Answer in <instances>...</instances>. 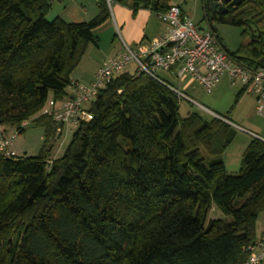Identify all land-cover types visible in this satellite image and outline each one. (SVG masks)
<instances>
[{"label":"trees","instance_id":"1","mask_svg":"<svg viewBox=\"0 0 264 264\" xmlns=\"http://www.w3.org/2000/svg\"><path fill=\"white\" fill-rule=\"evenodd\" d=\"M112 1L134 13L171 6ZM52 4L0 0V125L21 134L34 122L45 140L36 156L0 150V264H246L264 211V140L253 137L230 174L224 153L237 129L223 118L231 119L182 117L183 98L158 75L117 74L62 156L50 158L58 124L43 109L68 98L71 74L98 44L94 29L111 16L108 1L97 0L89 21L48 20ZM205 12L216 34L214 21L245 26L236 52L217 36L237 63L264 68V0H241L223 14L208 1ZM213 204L231 220L207 223Z\"/></svg>","mask_w":264,"mask_h":264},{"label":"built area","instance_id":"2","mask_svg":"<svg viewBox=\"0 0 264 264\" xmlns=\"http://www.w3.org/2000/svg\"><path fill=\"white\" fill-rule=\"evenodd\" d=\"M65 0H50L63 2ZM111 3V0H107ZM159 18L166 24L165 33L148 43H141L136 49L127 47V52L106 59L97 69L90 84L72 82L74 94L65 99L61 105L50 100L43 113L53 115L58 124V132L63 127L92 118L88 105L117 74L125 71L129 64L136 63L140 71L157 77L158 70L170 71L182 82L190 76L206 92H212L221 78L228 74L233 80L241 81L247 93H256L258 109H264V68L256 71L237 63L226 51L221 40L213 29L200 27L193 19L185 15L177 5H171L167 11L159 13ZM171 88L179 98L191 100V97L179 87ZM221 117L218 114H215ZM223 118V117H221ZM224 120L231 123L229 120ZM29 124L24 121L25 127ZM235 126L233 123H231ZM0 125V150L6 155H18L9 149L18 132L6 136ZM253 137L264 140V137L252 133ZM250 251L246 264H264V236L248 246Z\"/></svg>","mask_w":264,"mask_h":264},{"label":"rangeland","instance_id":"3","mask_svg":"<svg viewBox=\"0 0 264 264\" xmlns=\"http://www.w3.org/2000/svg\"><path fill=\"white\" fill-rule=\"evenodd\" d=\"M82 1H86L83 3L88 5V0ZM208 1L209 0H169L171 5L179 6L185 15L191 17L196 24L203 28L209 27V22L205 18V5ZM115 3L118 2H111L112 5ZM65 4L66 1L54 2L47 14V19L52 20L56 16H66L68 10H65ZM70 5H67V9ZM213 27L216 29L217 34L224 45H226L228 50L232 52L240 50L245 42H247V38L244 36L245 26H235L214 21ZM118 37H121L119 33ZM101 42L103 48L109 52L108 54H115V51L112 50V48L110 49L111 39L108 40L106 36L103 35ZM127 47L129 46L124 44V53L127 52ZM131 48L136 49L137 47L133 46ZM91 51L92 50L86 55L84 65L90 63V58L92 56ZM126 70L134 73L135 70L139 69L136 63H131ZM156 74L180 89H182L181 83H183V81L191 79L189 76L181 82L175 74L165 70H158ZM84 83L90 84L88 82ZM192 83L195 91L187 92L192 101L185 98L180 99L179 101L181 116L186 117L192 112H197L205 118H211L219 113L227 115L234 121L233 124L237 129V133L232 143L225 150L224 162L226 170L230 174H238L242 164L244 150L253 138L252 133L264 137V109L262 112L258 109L257 94L245 92L240 97L239 101L235 103L236 94L242 87H244V85L241 81L233 80L228 74H225L221 78L217 86L210 93L202 89L193 79ZM76 128V124H71L65 126L62 133L57 130L56 136L51 139L50 142V145H52L50 158H58L62 156ZM3 130L4 129L2 128V132ZM11 130L13 129H10V131ZM5 134L8 137L11 133ZM11 140L12 142L9 145V149L14 150L19 155L36 156L42 151L44 146V127L31 122L23 133H18ZM210 219L231 220V217L226 215L216 204H213L208 213L207 223ZM263 236L264 211L259 214L256 221V237L259 239Z\"/></svg>","mask_w":264,"mask_h":264},{"label":"crops","instance_id":"4","mask_svg":"<svg viewBox=\"0 0 264 264\" xmlns=\"http://www.w3.org/2000/svg\"><path fill=\"white\" fill-rule=\"evenodd\" d=\"M65 1V10L68 11L66 16L60 17L66 22L89 21L100 11L97 0H88V5L83 3L86 1L82 0ZM68 4L71 5L67 9ZM110 10L111 16L103 24L94 29V33L98 36V44H90L88 46L87 52L83 56L81 62L71 74L72 82L92 83L97 69L106 59L124 53V44L128 45L130 48L133 46L137 47L141 43H148L159 38L167 29L166 24L159 18L158 14L150 9L140 8L134 13L133 10L126 5L121 3H115L112 5L110 3ZM118 33L121 37H118ZM103 35L106 36L108 40L111 39L110 49L112 48V50L115 51V54H108L109 52L103 48L101 42ZM90 50H92L90 63L84 65V59ZM181 85L182 90L185 89L186 91H183L186 93L195 91L192 79L183 81ZM67 92L68 97L73 96L75 90L72 84L67 88ZM61 103L62 102H58L56 105L59 106ZM229 121L234 123L232 119Z\"/></svg>","mask_w":264,"mask_h":264},{"label":"flooded vegetation","instance_id":"5","mask_svg":"<svg viewBox=\"0 0 264 264\" xmlns=\"http://www.w3.org/2000/svg\"><path fill=\"white\" fill-rule=\"evenodd\" d=\"M211 1L212 0H209V5H210ZM231 2H232V0H218L216 8L218 9L219 7H222V9H225V12H229L232 9L236 8L237 6H239V4L241 3L240 2L238 5H232Z\"/></svg>","mask_w":264,"mask_h":264},{"label":"water","instance_id":"6","mask_svg":"<svg viewBox=\"0 0 264 264\" xmlns=\"http://www.w3.org/2000/svg\"><path fill=\"white\" fill-rule=\"evenodd\" d=\"M241 2V0H232L231 4L232 5H238ZM218 0H212L210 3V10L212 14L218 13V14H223L225 12V9H222V7H217ZM217 10V11H216Z\"/></svg>","mask_w":264,"mask_h":264}]
</instances>
